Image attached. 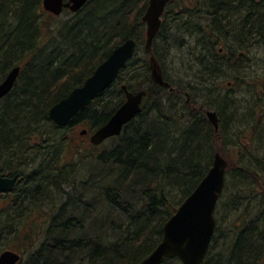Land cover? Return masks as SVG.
I'll return each mask as SVG.
<instances>
[{
    "label": "trees",
    "instance_id": "16d2710c",
    "mask_svg": "<svg viewBox=\"0 0 264 264\" xmlns=\"http://www.w3.org/2000/svg\"><path fill=\"white\" fill-rule=\"evenodd\" d=\"M178 1L185 22L171 0L152 53L144 48L141 21L149 0H91L77 13L66 10L70 17L61 22L47 20L42 0L0 3V83L21 67L14 89L0 100V174H20L14 190L0 196L6 201L0 251L19 252V264H140L216 153L229 158L236 153L231 133L241 118L257 126L263 121L264 109L253 104L242 114L243 101L223 77L233 71L239 79L242 54L264 48V0ZM176 33L197 40L185 67L174 54ZM129 38L137 40V53L118 80L68 125L49 120L48 111ZM152 56L159 63L171 58L173 72L163 69L169 87L155 83ZM245 81L264 108L263 91ZM123 84L146 91L142 112L99 146L70 143L77 128L92 134L109 121L125 101ZM187 91L193 99L186 100ZM208 111L219 117L218 132ZM238 137L243 138L240 132ZM245 137L237 144L238 159L228 161L215 212L216 217L238 212L230 223L235 235L217 253L214 236L203 264H264V154L246 145L253 140ZM75 147L74 159L67 161ZM229 180L236 190L231 195ZM257 187L261 196L252 193ZM164 264L182 263L174 258Z\"/></svg>",
    "mask_w": 264,
    "mask_h": 264
},
{
    "label": "water",
    "instance_id": "95a60500",
    "mask_svg": "<svg viewBox=\"0 0 264 264\" xmlns=\"http://www.w3.org/2000/svg\"><path fill=\"white\" fill-rule=\"evenodd\" d=\"M4 0H0V3ZM90 0H42L43 9L56 17L65 9L73 13L80 11ZM170 0H150L144 21L147 27L146 49L152 52L153 42L162 25V16ZM137 43L128 39L119 45L111 56L89 75L84 85L74 88L69 95L54 105L47 113L49 120L64 127L79 113L84 111L96 98L109 89L118 79L121 70L132 60ZM153 77L160 85L167 86L153 62ZM21 67L13 68L0 83V100L7 97L15 87ZM124 103L113 113L109 121L90 134V143L99 146L105 141L119 136L125 125L142 112L146 91L131 94L126 85ZM207 117L219 131V117L215 111L207 112ZM82 134L87 135L84 131ZM229 163L220 153H216L212 167L169 218L163 227V237L157 247L140 264H164L166 260L178 258L182 264H203L215 234L217 219L215 211L224 191ZM20 174L9 176L0 174V196L14 190ZM22 256L13 250L0 254L3 264H19Z\"/></svg>",
    "mask_w": 264,
    "mask_h": 264
},
{
    "label": "rangeland",
    "instance_id": "374dc122",
    "mask_svg": "<svg viewBox=\"0 0 264 264\" xmlns=\"http://www.w3.org/2000/svg\"><path fill=\"white\" fill-rule=\"evenodd\" d=\"M176 1L178 4H175L176 5L175 11H176L178 16L182 17L181 13H180L181 10H179V1L178 0H176ZM185 6L187 7V6H191V5L189 3L188 4L186 3ZM69 12H71V11H69ZM47 14H48L47 20H50L51 22H52L53 18H57V22H59V21L61 22V21H67V19L70 17V14L69 13L67 14L66 12H64L61 16H58V17H54L50 13H47ZM181 21L185 22V17H182ZM144 35H146V28L144 30ZM175 37H176V39H175L174 44L176 46L174 48V50H175L174 54L176 57L177 64L180 63L179 58H177L179 55V56L183 57L184 65H186V64L188 65L190 63V61L193 60L190 53H191V51H196L195 50L196 48H194V47H196V41L197 40L181 37V35L177 34V33L175 34ZM175 37H173V38H175ZM195 38H197V36H195ZM144 47H145V43H144ZM220 48H222V47H220ZM177 53H178V55H177ZM198 53H199V51H198ZM241 59H243L242 60L243 70H242V73L239 74V79H236L235 76L237 74H235L233 71H231V72H227L224 75L223 80H226L228 88L232 87V95L236 96V97L238 96L239 102L243 101V102L239 103V104H242L241 108H245L242 111V114H243V112L247 114V112L251 111L250 104L257 106V109L259 111H261L264 108H261L262 105H260V107H259L258 104H260V103L256 102V100L250 96L251 92L246 87L244 81L246 80L245 81L246 84L250 85L251 88L258 89V91L262 90L264 93V48L263 47L260 48L259 46L258 47L256 46V47L250 49L249 51H247L246 55H243L241 57ZM168 61H170V63H171V61H172L171 58H169ZM227 80H228V82H227ZM239 80H243V81H239ZM220 88H221V86H220ZM227 91H230V90H227ZM245 120H248V119L241 118V121H239L240 126L239 125L235 126L236 129H234L233 132L231 133L232 135H234L233 136L234 137L233 142H232L234 148H232V149L236 153L233 154L231 156V158L223 155L228 161H230V163L231 162L233 163L235 160L238 159V157H237L238 156L237 155V150H238L237 144H239L240 140H241L238 137V132H240V135L243 136V138L241 140L242 144L245 143V141L247 140V137H245V136L248 135L249 138H251L253 141H252V143L247 142L246 145L255 149L256 153L259 152V154H261V155L264 154V119L261 123L258 124V126L252 125V124L250 125L249 122L245 121ZM84 130H85V128L83 126H81L80 128H77V131H75L71 134V137H70L71 139L69 142L75 144V146H77V147L81 143H89V136H86L83 139V136L81 135V133ZM77 147H75V148L71 149L69 152H67V154L65 156V159L67 161H72L74 159V157L76 155V150H77L76 148ZM232 149H229V150L232 151ZM78 168L79 169L82 168V164H78ZM79 171H82V170H79ZM83 172H86V171H83ZM254 187H256V186H254ZM260 188L261 187H257L256 190H254V191L252 190V193H254L253 194L254 196H256V195L261 196ZM228 189L230 191V195L232 193H235V191H236L234 188V185H232L230 183V180H229V184H228ZM262 192L264 193V190ZM242 201L247 202L246 195L243 197ZM5 203H6L5 200L0 199V210L5 206ZM254 203L256 204L257 202L255 201ZM244 204L246 205V203H244ZM234 211L235 210H232L230 214L229 213H226V214L223 213L219 217L217 216L218 219H217V226H216V230H215L216 234H214V236H217V243L214 245V247H216V246L217 247L215 249H213V251L215 250V253L219 252V249L224 244H229L230 241L232 240L233 235H235L234 234L235 232L232 231V226L230 225V223L232 224V221H234L235 216L238 214V212L236 214V212H234ZM253 213H257V211H254ZM239 214L243 215L242 211H240ZM109 234H110V236H113L111 232H109ZM214 236H213V238H214ZM110 238H112V237H110ZM227 238H229V239H227ZM0 244H2V243H0ZM3 244L9 246V239L3 240ZM10 246L11 247L16 246V244L15 243L13 244V242H11ZM9 250H13V249H9ZM1 253L2 252L0 251V254Z\"/></svg>",
    "mask_w": 264,
    "mask_h": 264
},
{
    "label": "bare ground",
    "instance_id": "6f19581e",
    "mask_svg": "<svg viewBox=\"0 0 264 264\" xmlns=\"http://www.w3.org/2000/svg\"><path fill=\"white\" fill-rule=\"evenodd\" d=\"M90 1H91V0H90ZM90 1H89V2H90ZM170 1H171V0H170ZM170 1H169V3H170ZM149 2H150V0H149ZM149 2H148V5H147V8H148V6H149ZM169 3H168V5H169ZM87 4H88V3H87ZM87 4H86V5H87ZM168 5H167V6H168ZM167 6H166V9H167ZM84 7H85V6H84ZM147 8H146V10L144 11V13L141 15V21H142V23H144V24H145L144 17L146 16V14H147V10H148ZM166 9H165V11H164V13H163V16H162V24H163V20H164V19H163V18H164V15H165V13H166V11H167ZM161 26H162V25H161ZM145 28H146V32H147L146 24H145ZM160 29H161V28H160ZM158 33H159V32H158ZM157 35H158V34H157ZM156 37H157V36H156ZM156 37H155V39H156ZM129 39H134V38H129ZM155 39H154V40H155ZM127 40H128V39H127ZM127 40H126V41H127ZM134 40H135L136 43H137V46H136V52H135V55H136V53H137V49H138V42H137L136 39H134ZM124 42H125V41H124ZM124 42H123V43H124ZM153 43H154V42H153ZM121 44H122V43H121ZM121 44H119V45H121ZM119 45H118V46H119ZM118 46H117V47H118ZM117 47H116V48H117ZM116 48H115V49H116ZM144 48L146 49V35H145V47H144ZM115 49H114V50H115ZM114 50H113V51H114ZM146 51H148V50L146 49ZM148 52H149V51H148ZM152 52H153V49H152ZM152 52H149V53H152ZM112 53H113V52H112ZM172 54H173V53H172ZM135 55H134V57H135ZM173 55H174V54H173ZM110 56H111V55H110ZM110 56H109V57H110ZM109 57H108V58H109ZM134 57H133V58H134ZM108 58H107V59H108ZM133 58H132V59H133ZM107 59H106V60H107ZM106 60H104L101 64H103ZM168 60H169V59H167V58L165 59V58H164V59H162L161 63H159V62H158L153 56L151 57L150 65H151V68H152V77H153V68H154V67H153V62H155V63H156V69H157L158 73L161 75L163 81L165 82V78H164V75H163L164 70H165L167 73H172V72H173V65H172V63H170V61H168ZM182 60H183V57H182V58L180 57V58H179V62H182ZM130 61H131V60H130ZM130 61H129V62H130ZM129 62H128V63H129ZM128 63H127V64H128ZM101 64H99L98 66H100ZM127 64H126V65H127ZM98 66H97V67H98ZM125 67H126V66H125ZM125 67H124V68H125ZM184 67H185V65H184ZM124 68H123V69H124ZM123 69H122V70H123ZM163 69H164V70H163ZM95 70H96V69H95ZM122 70H121V72H122ZM121 72H120V73H121ZM119 75H120V74H119ZM118 77H119V76H118ZM153 79H154V77H153ZM117 80H118V79H117ZM154 81H155L156 84H158V83L156 82L155 79H154ZM165 83H166V82H165ZM83 85H84V83H83L81 86H79V87H82ZM123 85H126L127 90H128L131 94H137V93H139V92H141V91H145V90H140V91H135V92H134V91L129 90L127 84H123ZM123 85H122V86H123ZM158 85H160V84H158ZM122 86H121V90H122V92L124 93V98H126V91L123 90ZM161 86H164V85H161ZM79 87H76V88H79ZM165 87H166V86H165ZM200 89H201V88H200L199 86H197V85L195 86V91L199 92ZM171 91L173 92L172 89H171ZM184 94H185L186 100H190V99L192 98V95H191L190 92L187 91V92H185ZM96 99H97V98H96ZM96 99H95V100H96ZM192 99H193V98H192ZM95 100H94V101H95ZM92 103H93V102H92ZM92 103H91V104H92ZM123 103H124V102H123ZM123 103H122V104H123ZM91 104H90V105H91ZM90 105H89V106H90ZM142 105H143V103H142ZM142 105H141V106H142ZM89 106H88V107H89ZM88 107H87V108H88ZM82 112H83V111H82ZM79 114H80V113H79ZM79 114H78V115H79ZM78 115H77V116H78ZM75 117H76V116H75ZM72 120H73V119H72ZM104 125H105V124H104ZM219 125H220V121H219ZM96 130H97V129H96ZM84 131H87V130H84ZM84 131H83V132H84ZM83 132H82V133H83ZM87 132H88V131H87ZM88 134H89V133H88Z\"/></svg>",
    "mask_w": 264,
    "mask_h": 264
},
{
    "label": "snow or ice",
    "instance_id": "6c2138e0",
    "mask_svg": "<svg viewBox=\"0 0 264 264\" xmlns=\"http://www.w3.org/2000/svg\"><path fill=\"white\" fill-rule=\"evenodd\" d=\"M0 264H3V261H0Z\"/></svg>",
    "mask_w": 264,
    "mask_h": 264
},
{
    "label": "flooded vegetation",
    "instance_id": "af4514ba",
    "mask_svg": "<svg viewBox=\"0 0 264 264\" xmlns=\"http://www.w3.org/2000/svg\"><path fill=\"white\" fill-rule=\"evenodd\" d=\"M262 92V91H261Z\"/></svg>",
    "mask_w": 264,
    "mask_h": 264
}]
</instances>
